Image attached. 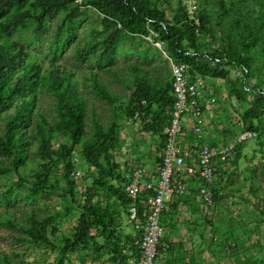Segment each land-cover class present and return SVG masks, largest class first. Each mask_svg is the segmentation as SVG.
I'll use <instances>...</instances> for the list:
<instances>
[{"label": "trees", "instance_id": "1", "mask_svg": "<svg viewBox=\"0 0 264 264\" xmlns=\"http://www.w3.org/2000/svg\"><path fill=\"white\" fill-rule=\"evenodd\" d=\"M202 2L195 13L189 14L187 6L180 0L175 4L171 0H82L80 5L74 4L75 7L72 6L74 0H0V154L8 155L12 160L9 166H1L3 162L0 160V172L13 171L20 181L30 185L32 195H39L57 189L52 178L60 169L66 183L64 192L79 209L70 236L61 237L59 245L51 240V237L59 238L52 216L40 217L30 213L27 221L18 225L14 216L8 215L6 222L11 227L20 228L34 243L58 249L55 264H64L70 253L89 249L107 253L117 264L139 258L141 225L147 216L145 204L150 192H141L137 199V217L130 220L128 209L131 201L124 192L122 183L125 179L113 155L119 144V111L127 115V119L139 112V123L143 124L145 132L159 135L162 152L156 159L153 172L156 174L165 143L163 129L168 124L174 103L171 69L167 60L164 68L135 67L127 79L112 73L130 91L125 102L123 97L110 90L108 84L94 77L92 90L95 96L106 105L114 106L113 117L104 120L97 116L88 97L81 93L72 72L53 66L43 71L42 63L15 39V35L24 30L29 21L35 22L34 32L40 35L46 30V19L54 18L61 9L67 10L65 21L71 22L81 17L80 7L89 5L101 18L103 29L95 32L98 35L96 45L102 48L101 58L105 61L112 59L123 34L154 35V42L163 43L168 57L188 66L192 79L196 76L226 77L228 69H239L248 77L256 66L264 69V19L253 17L249 12L243 13L239 8L245 7L239 0ZM207 2H212L216 11H210L213 9H208L211 5ZM260 2L264 5V0ZM213 22L220 25L224 22L227 28L218 34ZM207 41L217 44L216 48L204 50ZM261 80L264 84V76ZM39 89L47 90L54 97L53 119L37 108ZM260 90L251 106L242 113V132L250 130L256 134L260 130L264 89ZM241 93L243 91L238 88L231 90L238 99ZM189 126H185L183 133L189 131ZM58 137L65 139L61 141ZM194 142L190 141V144ZM181 143H184L182 139ZM243 144L234 151L237 158L241 156ZM29 151L34 154H29ZM76 151L99 173L93 184L85 189L82 203L74 197L75 184L70 176L74 171L72 156ZM230 159L225 165L218 164L215 170V180L211 185L213 206L217 199L221 201L223 197V191L218 190V177L222 175V180L227 182L228 171L225 168ZM27 165L31 179L27 174L24 178L21 173ZM261 175L264 178V163L261 164ZM251 178L255 179L254 170ZM101 190L107 193L109 200L105 205L94 201ZM116 202L124 216L134 223L137 231L134 236L125 235L119 229L120 211ZM262 206L261 214L264 215V197ZM1 263L12 264L8 257H3ZM245 264L264 262L255 259Z\"/></svg>", "mask_w": 264, "mask_h": 264}, {"label": "rangeland", "instance_id": "2", "mask_svg": "<svg viewBox=\"0 0 264 264\" xmlns=\"http://www.w3.org/2000/svg\"><path fill=\"white\" fill-rule=\"evenodd\" d=\"M171 1L175 4L177 0ZM180 1L187 6L189 14L195 13L197 7L200 8L203 5L202 0H195L196 8L193 9L191 3L194 0ZM239 1L245 7V9L239 8L243 13L249 12L253 17L264 19V5L261 4V0ZM207 3L211 5L208 9H213L210 11H216L212 2ZM226 3H229V0H226ZM74 4H72L73 7H75ZM78 11L81 17L69 22L65 21L67 10L61 9L54 18L46 19L44 23L46 30L40 35L34 32L35 22L29 21L27 27L15 35V39L27 47L42 63L43 71L50 70L53 66L72 72L79 90L88 97L97 116L108 120L113 117L114 106L112 108L106 105L95 96L92 90L94 77L108 84L110 90H114L123 97L125 102L130 91L116 80L112 73L127 79L135 67L151 70L152 67L164 68L168 62L162 51L155 47L154 35L129 34L122 35L112 59L105 61L101 58L102 48L96 45L98 35L95 32L103 29L99 13L89 5L80 7ZM213 23L218 34L223 33L227 28L224 22L222 25L220 21V24ZM205 43L204 50L212 51L217 46L208 41ZM250 73L251 76L246 77L239 69H228L226 77H202L210 86L216 102L205 114V125L201 137L187 130L181 136L184 143L197 140L207 142L203 138L204 133L214 135L218 142L223 143L242 132L243 111L249 108L260 94V88L264 89L261 80L264 69L258 65ZM235 88L243 91L239 99L231 94V90ZM37 108L42 114L53 119V95L45 89H39ZM261 117L260 130L241 146V156L237 158L236 154L232 155L226 165L227 182L222 180V175L218 177V190L223 191L221 201L217 199L215 206L208 210L202 207L201 222L194 223V225H200L198 228L195 227V235H199L202 242L207 245L206 252L211 261L200 254L199 258L204 259L207 264H216L217 259V264H245L248 260L255 259L264 262V215L261 214L264 197V178L261 175V164L264 163V114ZM118 126L119 144L113 155L115 163L120 166L119 172L122 177L125 179V175L137 167L148 168L154 165L156 168V159L162 152L159 148V135L145 132L143 124L137 121L128 123L127 115L121 111H119ZM87 129L90 130V126ZM64 139V137H58V140ZM32 153L33 151H29V154ZM0 160L3 162L1 166L12 165L8 155L0 154ZM72 161L74 171L70 176L75 184L74 197L82 203L85 189L93 184L99 173L87 164L77 151L73 153ZM252 170L255 172L253 180ZM21 173L24 178L28 175V179H31L28 165L21 170ZM52 180L57 183L56 190L32 195L30 185L20 181L13 171L0 172V264L3 257H8L12 264L56 263L58 249L34 243L20 228L11 227L6 222L8 215H13L14 222L18 225L25 223L30 213L40 217L52 216L59 234L58 239L51 237L52 242L59 245L61 237L70 236L76 225L79 209L71 203L64 192L66 183L60 169ZM106 180L110 181V179ZM106 196L107 193L101 190L94 201L105 205L109 201ZM110 201L113 202V198ZM116 208L120 211L119 229L125 235L134 236L137 233L134 223L124 216L117 202ZM64 264L117 263L110 260L107 253L89 249L70 253Z\"/></svg>", "mask_w": 264, "mask_h": 264}, {"label": "built area", "instance_id": "3", "mask_svg": "<svg viewBox=\"0 0 264 264\" xmlns=\"http://www.w3.org/2000/svg\"><path fill=\"white\" fill-rule=\"evenodd\" d=\"M74 3L80 5L82 0H74ZM191 8H195L194 1ZM154 45L169 61L174 103L168 124L163 129L165 143L157 173H149L146 168L137 167L125 175L123 187L131 201L128 209L130 220L137 217V199L141 192H150L145 204L147 216L141 225L140 256L126 264H158L159 246L164 236L161 218L167 204L175 197L189 193L190 179L195 178L198 180L197 192L203 208L208 210L213 207L214 194L211 185L215 180L218 164L225 165L239 145L255 136L253 131L247 130L224 144H210L198 140L193 144H182L181 136L187 124L190 125L189 131L193 135L201 137L205 114L215 104L216 98L211 95L210 86L203 78L196 76L192 79L184 62L174 61L164 53L163 43L156 41ZM135 121L140 122L139 112H135L128 119V123Z\"/></svg>", "mask_w": 264, "mask_h": 264}, {"label": "crops", "instance_id": "4", "mask_svg": "<svg viewBox=\"0 0 264 264\" xmlns=\"http://www.w3.org/2000/svg\"><path fill=\"white\" fill-rule=\"evenodd\" d=\"M203 138L207 143H221L214 135L207 133L203 134ZM209 140L211 142H208ZM154 169V165L146 168L149 173L154 172ZM189 188V193L175 197L168 203L162 214L164 236L159 249L158 264H207L204 259L199 258V254L211 261L206 252L207 245L202 242L199 235H195L194 231L195 227L200 226L194 223L201 222L203 214V206L197 192L198 180L192 178ZM215 262L217 264L218 259Z\"/></svg>", "mask_w": 264, "mask_h": 264}]
</instances>
